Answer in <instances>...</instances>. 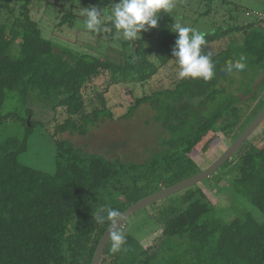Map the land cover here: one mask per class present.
<instances>
[{
  "label": "trees",
  "instance_id": "1",
  "mask_svg": "<svg viewBox=\"0 0 264 264\" xmlns=\"http://www.w3.org/2000/svg\"><path fill=\"white\" fill-rule=\"evenodd\" d=\"M37 1L0 0V127L13 120L19 121L24 131L22 136L0 139V264H92L111 225L107 220H95L101 208L123 213L142 198L199 173L202 169L189 155L190 138L205 135L214 123L233 142L263 108L264 101H260L244 117L235 97L213 109L211 104L223 90L219 84L229 75L225 71L228 61L244 57L243 62L264 70V12L237 3L230 6L223 0L228 19L203 32L205 51L213 53V78L178 79L173 87L135 98L125 116H132L143 104L157 111L155 119L169 135L163 139L161 154L145 163H127L56 139V169L51 173L20 160L39 122L32 102L44 100L49 108L64 109L67 117L58 125V132L86 135L89 127L113 115L101 92L97 104L87 112L86 87L104 73L109 75L107 84L151 80L174 59L178 33L172 27L148 28L136 39L125 40L114 32L111 21L104 20L100 32L87 31L97 39L108 35L107 48L119 56L112 58L44 37L41 24L32 16ZM46 3L48 8L53 4L51 0ZM213 3L209 0L198 14L213 18L217 11ZM240 13L252 20H241ZM57 19L58 25L72 27L78 14L73 6L63 11L61 4ZM228 36L233 38L227 48L218 52L208 48ZM16 41L19 50L11 54ZM10 94H15L24 114L3 112ZM233 162L234 168L223 173L226 181L242 201L261 211V217L252 212L243 215L241 210L234 218L221 220L196 184L183 190L182 199L189 202L185 208L167 206L159 210L163 231L155 248L140 246L124 233L126 242L121 250L112 253L110 239L100 264H264V121L222 167ZM156 177L161 183L159 189L148 192V184ZM144 179H148L147 185L141 184ZM222 180L223 176L219 182ZM124 225L119 230L124 232ZM170 242L184 248L178 252L169 246L170 253L159 257L164 244Z\"/></svg>",
  "mask_w": 264,
  "mask_h": 264
},
{
  "label": "rangeland",
  "instance_id": "2",
  "mask_svg": "<svg viewBox=\"0 0 264 264\" xmlns=\"http://www.w3.org/2000/svg\"><path fill=\"white\" fill-rule=\"evenodd\" d=\"M223 0H214V9L217 10L212 18H206L198 14V10H202L208 5L209 0H174V7L171 13L163 10L158 15L157 26L154 30L162 27H172L175 23L182 26H188L197 29L200 32H208L214 28L217 22L221 24L228 19V12L221 4ZM232 4L237 3L248 9H257L264 12V0H225ZM52 5L47 7L46 0L37 1L32 7V16L41 24L42 34L46 38L78 48L82 51L95 54H109L112 58L119 57L110 45L107 36L103 35L101 39H97L95 35L87 31L85 20L86 17L81 15L84 7L95 6L101 11L114 7L119 0H95L92 3H83V0H51ZM62 4L63 11L73 6L78 14V19L74 26L58 25L59 7ZM64 4V5H63ZM92 4V5H91ZM65 6V7H64ZM102 15V14H101ZM241 20L251 21L252 18L240 13ZM108 21V20H105ZM108 31L112 30V26L108 25ZM114 32H117L114 30ZM233 36H228L218 41H214L208 45L210 50L215 52L227 48ZM239 38V37H238ZM153 42V41H152ZM153 44V43H152ZM19 50V42L16 41L12 46L11 54H16ZM244 71L234 70L227 78L219 84V88L223 90L218 93L216 99L211 104V109L219 106L222 102L235 97L240 102L241 113L244 117L249 116L251 110L258 102L264 101V70H260L257 65H250L247 62ZM179 67L175 58L168 65L162 67L158 74L151 80L144 83H117L107 84L109 80L108 73L96 78L84 90L87 97V112L97 104V94L101 92L106 99V104L110 108L111 117L100 119L95 126L89 127L86 135L78 133L58 132L57 127L62 124L67 115L63 108L57 110L49 108V104L42 101L32 102L34 108V117L39 122L29 137L28 149L20 155V160L32 167L54 172L56 169V145L55 140H69L84 152L96 153L105 156L110 160H121L122 162H147L154 156L163 152V139L169 135L161 126L155 117L157 111L150 107L149 104H143L135 113L127 117L125 116L130 105L134 103L136 97L149 95L154 91L173 87L177 78ZM263 81V82H262ZM243 109V110H242ZM20 111L24 114V108H21L15 94H10L6 99L3 112ZM243 117V118H244ZM206 130L205 135L198 137L196 134L189 140L192 148L189 155L195 160L201 169L211 165L232 143L231 139L224 137L218 127L213 123ZM23 126L19 121L7 120L0 127V139L10 135H23ZM209 144V145H208ZM207 145V149L204 146ZM235 162L230 163L218 169L210 177L197 184L212 202L218 216L223 221H228L236 216V213L242 210L244 215L246 212L261 217V211L252 203L242 201L235 190L229 185L224 176V171L233 169ZM160 175V173H158ZM223 176V180L219 182V178ZM159 177L152 180L144 179L141 184L147 185L148 192L159 189L161 184ZM163 181V180H162ZM184 192H178L166 198L158 200L131 215L124 225V232L134 237V242L143 247L153 246L161 242L162 222L159 219V210L165 209L167 206L185 208L188 201H183ZM242 201V203H241ZM241 203V204H240ZM263 216V215H262ZM136 247L139 252L140 247ZM134 246V245H133ZM171 246L175 251L181 252L184 248L180 244L173 243L164 244L159 251V257H163L170 253L167 248ZM180 246V247H179ZM173 253V252H172Z\"/></svg>",
  "mask_w": 264,
  "mask_h": 264
},
{
  "label": "clouds",
  "instance_id": "3",
  "mask_svg": "<svg viewBox=\"0 0 264 264\" xmlns=\"http://www.w3.org/2000/svg\"><path fill=\"white\" fill-rule=\"evenodd\" d=\"M173 7L174 0H119V3L109 8L110 11H105L104 8L103 15L95 6L84 7L80 14L86 17V28L91 32H100L104 20H108L112 22L118 35L122 34L125 40H133L142 31L157 26L161 10L171 13ZM172 30L178 33L172 52V57L175 58L179 67L177 78H202L205 81L212 79L215 75L213 53L205 51L206 34L195 28L182 26L180 23L172 25ZM243 61L244 57L228 61L225 71L229 73L233 69L244 71L246 64ZM94 218L98 223H104L107 220L112 224V229L108 233L112 241L111 251L114 254L119 252L126 242V236L119 230V223H117L122 219V214L116 209L105 207L101 208Z\"/></svg>",
  "mask_w": 264,
  "mask_h": 264
},
{
  "label": "water",
  "instance_id": "4",
  "mask_svg": "<svg viewBox=\"0 0 264 264\" xmlns=\"http://www.w3.org/2000/svg\"><path fill=\"white\" fill-rule=\"evenodd\" d=\"M264 121V106L255 116V118L249 123V125L241 132V134L227 147V149L217 158L211 165L207 168L202 169L199 173L188 177L182 181H179L171 186H167L154 192L136 203L129 206L122 214V219L117 221L119 223L118 227L122 226L125 221L134 213L140 209L158 201L166 198L170 195L181 192L191 186L201 183L206 178L210 177L219 168H221L228 160H230L233 155L239 150L242 144L260 127ZM112 229V224L104 233L101 238L99 245L96 249L92 264H100L104 250L110 240L108 233Z\"/></svg>",
  "mask_w": 264,
  "mask_h": 264
},
{
  "label": "built area",
  "instance_id": "5",
  "mask_svg": "<svg viewBox=\"0 0 264 264\" xmlns=\"http://www.w3.org/2000/svg\"><path fill=\"white\" fill-rule=\"evenodd\" d=\"M256 14L263 16V14H262V13H260V12H256Z\"/></svg>",
  "mask_w": 264,
  "mask_h": 264
},
{
  "label": "crops",
  "instance_id": "6",
  "mask_svg": "<svg viewBox=\"0 0 264 264\" xmlns=\"http://www.w3.org/2000/svg\"><path fill=\"white\" fill-rule=\"evenodd\" d=\"M211 51H213V50H211ZM218 52V51H217Z\"/></svg>",
  "mask_w": 264,
  "mask_h": 264
}]
</instances>
